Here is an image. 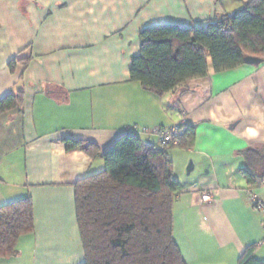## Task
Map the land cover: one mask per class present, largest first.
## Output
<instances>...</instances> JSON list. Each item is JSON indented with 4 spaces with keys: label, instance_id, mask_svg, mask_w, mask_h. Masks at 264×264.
<instances>
[{
    "label": "crops",
    "instance_id": "1",
    "mask_svg": "<svg viewBox=\"0 0 264 264\" xmlns=\"http://www.w3.org/2000/svg\"><path fill=\"white\" fill-rule=\"evenodd\" d=\"M239 0H0V97L23 91L0 114V206L30 196L34 231L0 264H83L75 184L104 170L102 155L126 133L160 146L157 128L194 125L192 148L170 146L180 181L174 237L188 264H238L251 244L264 260L262 213L248 194L244 152L264 149V62L185 81L158 95L132 80L149 26L205 23ZM26 59L14 70L12 59ZM262 172V169L259 173ZM254 192L264 199V183ZM203 191L212 201L202 202ZM261 243V244H260Z\"/></svg>",
    "mask_w": 264,
    "mask_h": 264
},
{
    "label": "trees",
    "instance_id": "2",
    "mask_svg": "<svg viewBox=\"0 0 264 264\" xmlns=\"http://www.w3.org/2000/svg\"><path fill=\"white\" fill-rule=\"evenodd\" d=\"M242 7L201 24L149 26L141 31V51L132 59L130 77L158 95L185 81L246 64L264 62V0H239ZM26 59H12L9 67ZM260 64V63H259ZM258 64V65H259ZM24 92L0 97V114L22 107ZM177 147L192 148L194 125L181 124ZM68 151L80 148L104 158L103 171L75 184L83 264H188L174 237V204L180 181L169 149L126 133L105 153L88 141L66 139ZM241 170L249 188L264 183V149L249 148ZM262 169V172L259 171ZM30 196L0 206V258L14 257L22 236L34 231ZM249 245L238 264H264Z\"/></svg>",
    "mask_w": 264,
    "mask_h": 264
},
{
    "label": "built area",
    "instance_id": "3",
    "mask_svg": "<svg viewBox=\"0 0 264 264\" xmlns=\"http://www.w3.org/2000/svg\"><path fill=\"white\" fill-rule=\"evenodd\" d=\"M184 127H180V125L175 126L169 130L157 128L155 131L158 133L160 138V146L162 148H168L170 146H177L180 143V136L184 132ZM248 194L250 195V199L254 206L260 210L262 213V226L264 228V199L259 197L258 194L254 192V188H248ZM202 202H210L212 201V195L209 191H203L201 195ZM261 244V243H260Z\"/></svg>",
    "mask_w": 264,
    "mask_h": 264
},
{
    "label": "water",
    "instance_id": "4",
    "mask_svg": "<svg viewBox=\"0 0 264 264\" xmlns=\"http://www.w3.org/2000/svg\"><path fill=\"white\" fill-rule=\"evenodd\" d=\"M246 61L248 64H253V65H258L259 63H261V59L256 57H247Z\"/></svg>",
    "mask_w": 264,
    "mask_h": 264
}]
</instances>
